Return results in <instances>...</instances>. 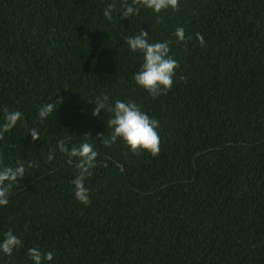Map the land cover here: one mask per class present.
<instances>
[{"label": "trees", "instance_id": "1", "mask_svg": "<svg viewBox=\"0 0 264 264\" xmlns=\"http://www.w3.org/2000/svg\"><path fill=\"white\" fill-rule=\"evenodd\" d=\"M111 2L0 0V125L5 109L22 113L0 139V168L26 169L0 205V241L11 229L23 244L0 264H34L29 248L53 253L42 264H264V0H179L129 18L117 0L108 20ZM141 30L170 41L179 64L155 99L133 78L143 55L126 40ZM104 95L159 121L158 156L101 143L112 114L92 113ZM59 141L98 153L87 206Z\"/></svg>", "mask_w": 264, "mask_h": 264}, {"label": "clouds", "instance_id": "2", "mask_svg": "<svg viewBox=\"0 0 264 264\" xmlns=\"http://www.w3.org/2000/svg\"><path fill=\"white\" fill-rule=\"evenodd\" d=\"M141 7L151 9L154 13H160L168 8L178 10L179 0H130V2L129 0H120L119 3V8L123 9L120 13L121 16L127 18L138 15ZM118 10L117 0H112L111 3L106 5L103 15L106 19L112 20V14ZM148 35V31L141 30L138 35L128 37L126 42L132 52H140L143 55V62L133 77L136 84L145 89L155 99L171 90L173 86L172 78L179 64L169 56L170 41L149 43ZM175 36L179 42L184 43L191 39V36H189L186 40L183 27H178L175 30ZM196 39L201 46H204L205 39L203 35L197 34ZM61 102L62 99L58 98L57 104L48 103L43 105L38 111L40 122L43 123L50 114L55 112L57 105ZM101 110H106L112 114L107 121V125L111 129L110 134L107 137L103 133L98 134L102 137L101 143L104 146H111L120 138L129 146L132 153L146 151L153 157L160 154V137L157 131L159 121L154 117H149L134 101L125 102L117 99L113 104L109 103V97L104 95L97 98L92 115H100ZM4 111L5 122L0 125V139H3L5 133H9L22 118L20 111L9 112L7 109ZM29 133L34 141L40 138L36 128L30 129ZM58 146L60 151L68 156L69 164L73 163V157L78 158L74 165L77 170L76 175L72 180L74 196L77 201L85 206L91 204L90 190L85 186V181L93 175L92 169L96 167L98 153L87 142L82 143L79 147L73 145L68 148L65 146L64 141H59ZM49 159H52L51 154H49ZM0 163H2V160H0ZM32 166L31 163L28 164V167ZM25 170L24 164L18 165L15 169L12 167L0 168V205H7L13 184L24 176ZM22 244L23 241L9 229L4 234V239L0 241V251L7 256H11L13 250H19ZM28 255L34 264H42V261L53 259L52 252L42 253L38 248H29Z\"/></svg>", "mask_w": 264, "mask_h": 264}]
</instances>
